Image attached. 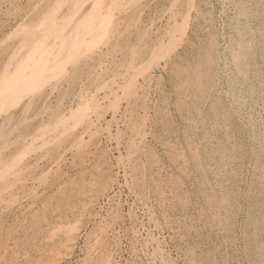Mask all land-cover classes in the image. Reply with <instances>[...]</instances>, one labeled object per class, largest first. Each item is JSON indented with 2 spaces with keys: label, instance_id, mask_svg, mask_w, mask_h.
I'll return each instance as SVG.
<instances>
[{
  "label": "rangeland",
  "instance_id": "rangeland-1",
  "mask_svg": "<svg viewBox=\"0 0 264 264\" xmlns=\"http://www.w3.org/2000/svg\"><path fill=\"white\" fill-rule=\"evenodd\" d=\"M36 1L0 0V44ZM147 1L127 45L164 28L171 0ZM195 1L179 46L133 95L147 106L138 149L140 106L111 137L102 123L58 164L65 143L31 163L0 203L1 264H264V0Z\"/></svg>",
  "mask_w": 264,
  "mask_h": 264
},
{
  "label": "bare ground",
  "instance_id": "bare-ground-1",
  "mask_svg": "<svg viewBox=\"0 0 264 264\" xmlns=\"http://www.w3.org/2000/svg\"><path fill=\"white\" fill-rule=\"evenodd\" d=\"M179 1L171 0L170 6L159 16V21L165 20L164 28L160 26L163 30L159 28L161 32L153 31L152 37L147 29L139 33L131 45L124 42L133 36L130 31L139 32L142 27L147 0H38L33 4V14L22 18L19 26L0 44V203L13 200L19 195L14 190H23L24 183L31 181L23 179L33 170L31 163L37 164L65 143L63 146L67 147L55 159L58 164L65 153L78 150L85 137L95 136L102 123L111 137V129H116L140 106L141 119L134 121L133 137L127 144L130 152L138 149L146 134L147 106L143 96L133 98V95L144 91L153 71L164 68L161 62L186 35L196 1L184 0L181 6ZM183 7L185 10L181 13ZM73 84L75 88L69 95ZM69 96L70 100L65 103ZM32 181L39 183L40 179Z\"/></svg>",
  "mask_w": 264,
  "mask_h": 264
}]
</instances>
